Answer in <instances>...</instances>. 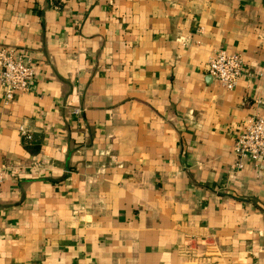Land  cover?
<instances>
[{"label":"crops","instance_id":"obj_1","mask_svg":"<svg viewBox=\"0 0 264 264\" xmlns=\"http://www.w3.org/2000/svg\"><path fill=\"white\" fill-rule=\"evenodd\" d=\"M1 47L34 76L0 88V264H264V160L231 170L264 115V0H0Z\"/></svg>","mask_w":264,"mask_h":264},{"label":"built area","instance_id":"obj_2","mask_svg":"<svg viewBox=\"0 0 264 264\" xmlns=\"http://www.w3.org/2000/svg\"><path fill=\"white\" fill-rule=\"evenodd\" d=\"M205 70L218 86L231 90L244 73L245 65L237 53L219 48L208 59ZM33 76L34 69L29 61L24 60L13 48H0V88L4 103H10L18 94L26 92ZM18 132L24 140L32 139L24 126L20 125ZM233 152L237 160L231 170H241L243 158L264 160V115L256 114L243 122L242 130L234 139ZM3 179L4 171H0V185Z\"/></svg>","mask_w":264,"mask_h":264}]
</instances>
